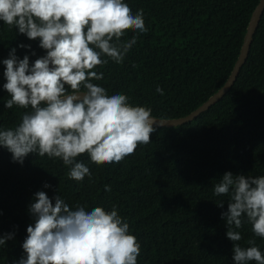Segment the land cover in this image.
I'll return each instance as SVG.
<instances>
[{
    "label": "trees",
    "instance_id": "1",
    "mask_svg": "<svg viewBox=\"0 0 264 264\" xmlns=\"http://www.w3.org/2000/svg\"><path fill=\"white\" fill-rule=\"evenodd\" d=\"M259 0H124L133 14L144 10L148 31L122 64L94 69L109 95L122 93L134 106L152 109L161 118L185 116L215 93L237 59L251 13ZM137 33L127 30L122 41ZM24 44L30 48H20ZM15 48L30 65L45 51L18 29L0 21V128L16 126L26 111L13 106L3 89L2 63ZM35 53V55H33ZM135 65V67H133ZM163 90V95L156 91ZM156 127L151 143L139 145L121 162L97 166L87 154L77 157L92 176L69 179L70 166L58 158L29 154L23 165L0 147V264H18L27 227L34 225L28 208L44 191L55 204L61 198L73 210L115 205L141 245L137 264H235L234 244L227 236L229 195L216 196L214 186L226 172L264 175V11L247 59L229 91L189 122ZM51 188H44V184ZM110 186L111 191H105ZM224 203L223 208L219 205ZM242 247L255 240L264 254V239L246 221ZM248 264H256L250 261Z\"/></svg>",
    "mask_w": 264,
    "mask_h": 264
},
{
    "label": "clouds",
    "instance_id": "2",
    "mask_svg": "<svg viewBox=\"0 0 264 264\" xmlns=\"http://www.w3.org/2000/svg\"><path fill=\"white\" fill-rule=\"evenodd\" d=\"M0 21L29 40L38 39L46 53L30 65L29 56L18 59L13 48L2 61L3 89L10 96L5 108L30 109L16 126L0 128V147L11 153L13 162L23 165L29 154L58 158L70 166L69 179L82 182L92 176L88 166L77 162L82 154L104 166L151 143L159 122L152 109L134 106L127 95H109L92 83L104 78L103 72L94 70L97 66L110 60L122 64L138 35L148 31L143 9L133 14L124 0H0ZM127 30L137 35L122 41ZM156 91L164 94L159 86ZM105 191L111 187L105 186ZM214 194L230 196L221 218L234 244L235 264H264L255 240L247 242L249 247L234 243L241 241L236 229L245 221L255 236L264 239V175L226 172ZM54 199L53 205L46 192L35 193L28 208L34 225L27 227L25 256L18 264H137L141 245L115 205L110 211L86 210L82 205L73 210L60 195ZM12 238L0 237V245Z\"/></svg>",
    "mask_w": 264,
    "mask_h": 264
},
{
    "label": "water",
    "instance_id": "3",
    "mask_svg": "<svg viewBox=\"0 0 264 264\" xmlns=\"http://www.w3.org/2000/svg\"><path fill=\"white\" fill-rule=\"evenodd\" d=\"M263 11H264V0H259L256 6L254 7L251 13V16L249 18L246 31L243 37V42L240 47L237 59L231 69V72L228 78L224 82V84L215 93H213L206 101H204L200 106H198L196 109H194L193 111H191L185 116L176 117V118H161V117L153 116L157 121L163 123V124H159V122H157V125H154V126L172 127V126H176V125L189 122L195 117H197L198 115H200L202 112L207 110L211 105L219 101L225 95V93L229 91V89L234 84L239 74L240 68L242 67V65L245 63L247 59L248 52H249L251 43L253 41V36L256 32V29L262 17Z\"/></svg>",
    "mask_w": 264,
    "mask_h": 264
}]
</instances>
